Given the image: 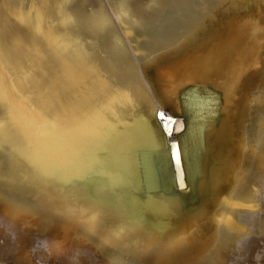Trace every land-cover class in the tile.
Instances as JSON below:
<instances>
[{
	"label": "bare ground",
	"instance_id": "1",
	"mask_svg": "<svg viewBox=\"0 0 264 264\" xmlns=\"http://www.w3.org/2000/svg\"><path fill=\"white\" fill-rule=\"evenodd\" d=\"M80 1L0 0V227L23 245L42 244L53 263L154 253L141 263L219 264L264 207V0H234L238 14L181 49L188 0H108V9ZM242 21L255 38L241 55L231 46L209 76L219 120L211 108L191 120L192 139H202L193 157L180 143L178 177L191 184L184 201L164 192L153 156L127 151L163 145L159 134L180 140L178 90L206 81L200 58ZM195 122L210 128L200 134ZM33 155L18 178L17 164Z\"/></svg>",
	"mask_w": 264,
	"mask_h": 264
},
{
	"label": "water",
	"instance_id": "2",
	"mask_svg": "<svg viewBox=\"0 0 264 264\" xmlns=\"http://www.w3.org/2000/svg\"><path fill=\"white\" fill-rule=\"evenodd\" d=\"M214 3H216V0H213ZM195 0H188V4L185 7V13H186V18H187V24L184 28V32L182 34L177 35L176 37L178 38L177 44L179 45L177 48H185L187 43L189 41H192L195 39L196 33H201L204 32L206 29H203V27L208 28H214L218 26L221 22H223L225 19L230 18L231 15L238 14V11L234 8V0H228L227 2L223 1L221 2L220 0H217V3L213 6L211 3V0H199V3L196 4L194 3ZM262 4V2H260ZM193 4V5H192ZM192 5V6H191ZM264 10V7L262 8ZM245 22L242 21L239 26H237V30H239V33L237 35H227V38L225 40H222L220 42V49L219 51H215L216 54H211L209 57L210 59L206 61H201L202 58H200L199 64H198V72H207V78L206 81H200V82H191L190 84H187L186 86L181 87L176 96V101H177V108L178 112L180 113V117L183 120L184 127L182 128V137L178 141L177 138L170 140V142H167L166 139L164 140L163 137H165L163 134H159L161 143L163 145H158L154 147H150L147 149L141 148V149H134L133 151H127L128 153L136 156L140 155H149L153 156L156 161L158 162L157 165V170L160 175V182L162 183V189L166 194H177L180 196V199L184 198V201H190L188 200L189 196H187L188 190L190 189V183L187 185H184L182 181H180L178 175L179 173L182 172L180 163L181 162V153H180V143L181 140L184 142V147L189 146V152H188V158L193 157L191 154V147L192 150L196 152V146L194 144V141L200 142V139H192V133L193 130H191L193 125L191 124V120H197V121H202L206 119L207 111L206 109H213V112L216 113L217 111V116H216V121L219 120L220 118V111L222 109V99L220 98V89L215 87L213 85V82L211 81V74L213 73H220V69L218 68V63L226 56V54L229 52L231 49V46L238 50V54H243L245 52V43L252 41L255 37V31L251 32L249 35H245L246 31H249L251 29L250 26ZM174 38V40L176 39ZM230 37V38H229ZM230 39V40H229ZM171 42V40H170ZM168 45V44H167ZM241 48V50H240ZM168 49V48H167ZM176 49V48H175ZM240 50V51H239ZM174 51V48H173ZM172 51V52H173ZM171 52V53H172ZM209 74V75H208ZM197 75V74H196ZM195 75V76H196ZM213 79V78H212ZM219 81V80H218ZM220 84V82H217ZM215 92V93H214ZM155 106H156V111L154 114H149L151 116L158 115L157 111L161 109V107L158 105L156 100L154 101ZM102 107V106H101ZM163 110H166L165 108L162 107ZM219 113V114H218ZM177 118V117H174ZM215 121V123H216ZM194 123V122H193ZM195 130L200 133V128H201V133L208 130L209 128H203L201 125V122H195ZM213 128V127H212ZM158 130H161V127L159 126ZM161 133V132H160ZM163 133V132H162ZM200 133V134H201ZM105 134L102 136L104 137ZM52 135L48 136L46 141L49 142L51 139ZM199 137V135H198ZM163 138V139H162ZM166 138V137H165ZM166 143V144H165ZM186 144V145H185ZM44 145V143H42ZM183 147V150H184ZM154 153L155 155H152ZM36 158L35 155L29 158V161L23 166L22 163H18L17 161V167L15 168L18 174V178L21 176L25 179L27 176L26 170H29V164ZM170 159H172L170 161ZM179 159V160H178ZM169 160V161H168ZM168 161V162H167ZM179 161V162H178ZM178 162V163H177ZM169 163V164H168ZM187 163V162H186ZM21 164V165H19ZM197 165L201 167V163L199 161L196 162ZM19 166L21 167L19 169ZM138 167V175L141 173ZM200 169V168H199ZM171 170V172H170ZM174 171V173H173ZM24 173V174H23ZM198 174V171H197ZM142 177V176H140ZM165 178H168L171 180L173 178V181L171 183L172 187L169 191L167 186H163L166 182L164 181ZM149 188H151L152 184L148 182ZM40 187V186H39ZM165 188V189H164ZM42 189V188H40ZM151 191V189H149ZM198 192V191H197ZM43 194V193H42ZM194 194L193 196H195ZM79 207V206H78ZM95 207V206H94ZM154 253H147L141 256H135L132 259L130 257L124 258V260L131 261L137 264H145L141 263V261L148 260L150 255H153ZM182 261L178 260H167L163 261V263L159 264H182ZM148 264V263H146Z\"/></svg>",
	"mask_w": 264,
	"mask_h": 264
},
{
	"label": "rangeland",
	"instance_id": "3",
	"mask_svg": "<svg viewBox=\"0 0 264 264\" xmlns=\"http://www.w3.org/2000/svg\"><path fill=\"white\" fill-rule=\"evenodd\" d=\"M81 1H83V2L86 1V3H90L92 1L93 4H95V2L96 3L99 2L102 5H105L104 6L105 9H108L109 8L108 7V5H109L108 0H81ZM136 1H138V0H136ZM262 195L263 196L261 198H263V199H261V200H262V204H264V187L262 189ZM261 212L262 213H260V215L257 216V218H255V225L256 226L254 225V228H253L252 232L250 234H248V236L245 238V240H243V241H246L247 243L246 242H242V244H239L240 246L239 245L237 246V248L235 249L236 251H234V250L229 251L230 254L228 253L229 255H227V256L224 257V258H227V259H224V258H221L222 260L220 259L219 262L221 264H264V227H263L264 226L263 225L264 224V220H263L264 219V207H263V211H261ZM261 215H262L263 219L261 218ZM260 218L262 219L261 221H260ZM261 222H263V223H261ZM257 226L259 228H257ZM3 229H4V227H0V264H27V263L28 264H60L59 261H57L58 263H56V262L55 263L49 262V260L47 258V255L45 254V252H47L48 249H46L42 244H37V246H34V245H28V244L24 243V245H23V243H21V242H19L17 240V237L14 236V233L13 232H11L8 229H4V230ZM34 236L36 238V236H38V235H34ZM256 237H258V238H256ZM1 239H2V241H1ZM247 239H248V241H247ZM15 240H17V241H15ZM7 241L8 242L10 241V242L8 243ZM17 244L24 246L26 249L24 248L21 251L20 250H17L15 248L16 246H19ZM27 248H29V249H27ZM14 249H15V251H14ZM44 249H45V251L42 252V250H44ZM34 251H35V253H34ZM37 251H40L41 253L40 252H37ZM29 254H30V256H29ZM33 254H35V255L33 256ZM91 255L92 254L89 253V257ZM93 256H91L89 258L86 255H83L82 256L83 258H80L79 260L77 259L76 261H73V260H70L69 261L67 259L68 261H66V260L65 261H66V264H72L73 262H74L73 264H75V263L76 264H79L80 262H81L80 264H96L97 262H98V264H100L101 263L100 262L101 259L94 258ZM28 258L31 261H29ZM32 258H34V259H32ZM81 259H83V260H81ZM27 260H28V262L26 263ZM95 260H97V261H95ZM223 260L224 261L227 260V261H225V263H222V262H224ZM228 260L230 262H228ZM47 261H48V263H47ZM65 261L62 260L60 262H61V264H65L64 263ZM84 262H86V263H84ZM102 262L105 264V261L102 260ZM122 262H124L125 264H127V263L128 264H137V263H134V262H131V261H127V260H124ZM103 263H101V264H103ZM124 263H122V264H124ZM106 264H108V263H106Z\"/></svg>",
	"mask_w": 264,
	"mask_h": 264
}]
</instances>
